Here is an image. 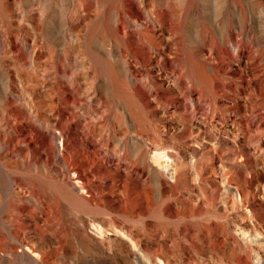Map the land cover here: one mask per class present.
Returning a JSON list of instances; mask_svg holds the SVG:
<instances>
[{
	"label": "rangeland",
	"instance_id": "374dc122",
	"mask_svg": "<svg viewBox=\"0 0 264 264\" xmlns=\"http://www.w3.org/2000/svg\"><path fill=\"white\" fill-rule=\"evenodd\" d=\"M0 264H264V0H0Z\"/></svg>",
	"mask_w": 264,
	"mask_h": 264
}]
</instances>
